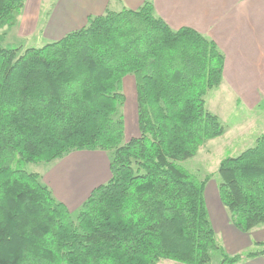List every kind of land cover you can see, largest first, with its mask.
<instances>
[{"label":"trees","instance_id":"1","mask_svg":"<svg viewBox=\"0 0 264 264\" xmlns=\"http://www.w3.org/2000/svg\"><path fill=\"white\" fill-rule=\"evenodd\" d=\"M25 0H0V264H239L205 205L211 175L181 165L223 135L206 94L223 54L189 28L169 27L151 2L106 10L41 46H5ZM135 84L137 134L124 139L123 79ZM73 150L110 153V178L75 215L26 165ZM219 199L243 232L264 224V130L220 161Z\"/></svg>","mask_w":264,"mask_h":264},{"label":"crops","instance_id":"2","mask_svg":"<svg viewBox=\"0 0 264 264\" xmlns=\"http://www.w3.org/2000/svg\"><path fill=\"white\" fill-rule=\"evenodd\" d=\"M144 1L151 2L156 15L169 27H189L216 43L224 58L222 82L215 89L221 98L248 109L264 102V0H25L12 28L18 37L32 36L46 3L49 25L53 26L48 36L59 33V39L84 26L89 15L102 14L106 8L135 9ZM7 31L1 37L3 43ZM109 162L107 151L73 150L50 162L31 165L53 197L76 211L94 187L108 181ZM209 200L205 199L209 220L217 242L227 254L247 252L257 248L256 243H264V224L243 232L231 223L218 192L212 193ZM155 264L181 263L161 259ZM239 264H264V255Z\"/></svg>","mask_w":264,"mask_h":264},{"label":"rangeland","instance_id":"3","mask_svg":"<svg viewBox=\"0 0 264 264\" xmlns=\"http://www.w3.org/2000/svg\"><path fill=\"white\" fill-rule=\"evenodd\" d=\"M47 4L42 5V14L38 26L35 28L32 36L27 39L16 36V30L10 28L4 43L9 46H41L46 42L56 40L59 33H52L48 36V31L53 29L49 25L50 11L46 8ZM49 14V15H48ZM122 91L126 97L121 108L125 121L124 139L137 134L136 125V103H135V84L133 77L128 75L124 78ZM207 108L219 116L220 121L226 130L223 135L213 139L205 140L198 148L196 154L189 159L181 162V165L194 173L199 179H204L211 175L206 182L204 198L210 201L212 193H217V187L220 182L217 168L221 160L227 156H235L248 147L254 145L256 138L264 130V102L254 109H248L245 106L231 103L226 98H221L220 93L215 89L209 90L206 94ZM26 170L33 171L34 165H26ZM207 202V201H206ZM205 202V205H206ZM75 215L76 211H72ZM256 248V247H255ZM253 247V249H255ZM251 248V250H253ZM219 255L213 254V264H218Z\"/></svg>","mask_w":264,"mask_h":264}]
</instances>
